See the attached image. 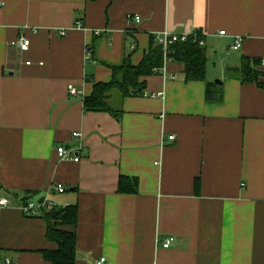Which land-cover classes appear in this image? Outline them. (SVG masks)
Here are the masks:
<instances>
[{"label": "crops", "instance_id": "0c3cea01", "mask_svg": "<svg viewBox=\"0 0 264 264\" xmlns=\"http://www.w3.org/2000/svg\"><path fill=\"white\" fill-rule=\"evenodd\" d=\"M164 31L201 33L221 101L169 60L142 95L115 98L119 119L82 109L110 65L138 64ZM243 55L264 58V0H0V188L14 197L0 257L51 264L46 221L18 208L45 197L77 208L75 264H264V89L227 72ZM59 145L80 147V161L59 159ZM121 175L137 192L118 191Z\"/></svg>", "mask_w": 264, "mask_h": 264}, {"label": "trees", "instance_id": "16d2710c", "mask_svg": "<svg viewBox=\"0 0 264 264\" xmlns=\"http://www.w3.org/2000/svg\"><path fill=\"white\" fill-rule=\"evenodd\" d=\"M200 39H202L201 33L196 32L190 34L183 42L169 44L167 58L183 65L186 81L205 82L207 102H219L222 100L223 92L215 82L206 80V54L204 47L199 45ZM149 48L138 64L131 63L130 57L126 56L120 64L110 65V80L93 82L91 92L82 99V109L85 112H106L119 119L122 110L115 108V98L125 99L131 95H142L145 88V80L142 77L155 75V68L158 69L163 65V48L154 38ZM239 60L238 66L227 68L228 74L236 76L242 83H254L258 88L264 89V67H262L261 57L243 55ZM118 182L120 193L137 192V182L134 178L121 175ZM55 210L57 213L54 217L50 212H43L40 216L46 221L48 242L55 245L51 249H42L40 254L51 264H75L76 236L74 230L70 228L76 223L77 208L70 205L55 208Z\"/></svg>", "mask_w": 264, "mask_h": 264}, {"label": "built area", "instance_id": "2783aa9c", "mask_svg": "<svg viewBox=\"0 0 264 264\" xmlns=\"http://www.w3.org/2000/svg\"><path fill=\"white\" fill-rule=\"evenodd\" d=\"M128 18H131L128 17ZM134 21L138 23V21H140V17L139 16H134L133 17ZM75 26L77 28L82 27V21L80 20H76L75 22ZM58 34L60 36H64L65 35V31L64 30H60L58 32ZM95 35H99V31H95L94 32ZM220 34H224V31H221ZM190 34L187 33H183V34H175V33H171V32H167L164 31L160 34L155 35L154 39L156 41L157 44H160L161 47L163 48V65L160 68H155L154 73L156 74H161V75H165L166 69H165V64L170 60L167 58V54H168V46L169 44L173 43V42H177V41H184L188 38ZM18 39L15 40L13 42V44L18 48L19 52H23L26 51L29 46H30V39L28 37H26L23 34H20L18 37ZM199 45H203V41L202 39L199 40ZM233 48L234 49H238L241 45H240V40H236L235 43L233 44ZM86 58L89 59L90 55L89 52H86ZM262 59V66H264V58ZM26 64H30V61H26ZM40 64H42L40 62ZM69 93L74 95L76 94V90L75 88L70 85L69 88ZM164 93L163 92H155V93H151L150 97L155 98V97H163ZM73 137H80V133L74 131L72 133ZM174 136H170L169 140L173 139ZM80 149V147H66L63 145H59L56 148V155H58V158L61 160H72L74 162H78L80 161L81 157L78 154V150ZM55 190L59 193H63L65 191V187L63 184L58 183L55 186ZM13 195L8 194L6 192H3L2 189H0V209L1 208H7L10 207L12 202H13ZM19 205L18 208L20 209V211L22 212L23 215L25 216H29V217H39L41 216V214L43 212H51L54 211L55 208H60L62 206H59L57 203H53L52 201H50L49 199L42 197L40 198V200H33L30 198L27 199H19ZM173 242V238L172 237H167L165 239H163V241H161V246L164 248H168L171 243ZM105 262V257H101V259L97 262V264H104ZM0 264H19L17 261L15 260H11L9 258L6 257H0Z\"/></svg>", "mask_w": 264, "mask_h": 264}, {"label": "water", "instance_id": "95a60500", "mask_svg": "<svg viewBox=\"0 0 264 264\" xmlns=\"http://www.w3.org/2000/svg\"><path fill=\"white\" fill-rule=\"evenodd\" d=\"M214 82H215V83H218V84H221V81H219V80H215ZM56 213H57L56 210L50 212L51 216H53V217L56 216Z\"/></svg>", "mask_w": 264, "mask_h": 264}, {"label": "rangeland", "instance_id": "374dc122", "mask_svg": "<svg viewBox=\"0 0 264 264\" xmlns=\"http://www.w3.org/2000/svg\"><path fill=\"white\" fill-rule=\"evenodd\" d=\"M212 59H213V57L210 58V59H208V61H209V65H208V66H209V67H212V66H213V63H212L213 61H212Z\"/></svg>", "mask_w": 264, "mask_h": 264}]
</instances>
